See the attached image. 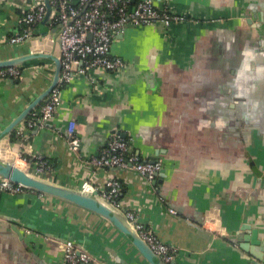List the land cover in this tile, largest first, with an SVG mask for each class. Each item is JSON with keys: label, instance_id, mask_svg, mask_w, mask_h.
Returning <instances> with one entry per match:
<instances>
[{"label": "crops", "instance_id": "obj_1", "mask_svg": "<svg viewBox=\"0 0 264 264\" xmlns=\"http://www.w3.org/2000/svg\"><path fill=\"white\" fill-rule=\"evenodd\" d=\"M35 1L0 0V59L59 55L55 28L39 35L37 25L35 37L8 41ZM170 3L195 20L127 26L110 45L125 67L74 74L50 119L31 128L21 119L0 138V158L73 189L90 181L101 191L119 180V206L173 244L177 264H264V0ZM54 68L50 57H32L19 77L0 79V130L48 86ZM71 119L77 151L64 133ZM115 128L143 159L162 160L155 184L88 164ZM37 158L50 168L36 172ZM253 228L260 242L244 249ZM66 239L98 264H148L102 215L51 194L0 189V264H63Z\"/></svg>", "mask_w": 264, "mask_h": 264}, {"label": "built area", "instance_id": "obj_2", "mask_svg": "<svg viewBox=\"0 0 264 264\" xmlns=\"http://www.w3.org/2000/svg\"><path fill=\"white\" fill-rule=\"evenodd\" d=\"M171 0H48L50 10L45 23L48 31L57 30L59 41L60 72L56 84L36 108L25 119L27 127H33L43 120L50 119L60 103V91L68 85L74 74L88 76L94 68H103L118 72L126 61L110 52L112 40L127 26H144L161 24L165 28L173 23L195 20L186 9H178ZM45 0H36L23 10L18 19V28L8 35L10 43L21 42L35 37V28L46 15ZM21 69L16 65L0 67V79L17 78ZM65 137L70 148L77 151L79 138L75 134V120H68ZM34 161V160H33ZM36 172L48 170L45 159H36ZM94 167L121 168L134 171L147 180L155 178L162 167V160L143 159L133 150L130 137L115 128L109 133L106 142L91 153L86 159ZM0 189L8 192H20L27 189L20 183L0 177ZM81 189L97 193L114 206L119 207L118 193L121 189L119 180L106 181L101 191L90 181H85ZM123 209V208H122ZM127 219L133 223L139 236L145 240L151 250L166 264L175 262L176 247L160 240L153 230L138 221L137 211L123 209ZM175 212L173 209H169ZM63 243V264H98L97 260L81 245L71 239Z\"/></svg>", "mask_w": 264, "mask_h": 264}, {"label": "water", "instance_id": "obj_3", "mask_svg": "<svg viewBox=\"0 0 264 264\" xmlns=\"http://www.w3.org/2000/svg\"><path fill=\"white\" fill-rule=\"evenodd\" d=\"M45 4L47 7L45 18L38 23L39 35H44L48 32V26L45 23L46 17L50 10L48 0H45ZM244 20L245 19H243V21ZM32 57H50L51 59H53L55 66L53 77L48 86L40 93H38L32 100H30L24 106V108L6 126H4V128L0 130V138L5 133L9 132L18 121H20L21 119L25 120L30 112L46 99V96L50 92L51 88L56 84L58 80L60 72V59L59 56H54L52 54L31 52L20 56L0 59V67L9 65H16L20 67L21 62ZM0 177L8 178L15 183H20L27 189L63 198L102 215L127 235V237L131 240L135 248L148 262V264H166L159 258L157 254H155L151 250L145 240H143L139 236L133 223L130 222L125 216L124 210L122 208L114 206L101 195L83 191L81 188L73 189L51 183L36 174L28 172L26 169L16 165L13 162L9 160H2L1 158ZM146 181L150 183L149 180L146 179ZM155 182L156 181L153 180L152 184H155ZM243 238L244 240L243 242H241L240 246L244 249H249L250 243L259 244L260 242L256 228H253L251 232L245 234Z\"/></svg>", "mask_w": 264, "mask_h": 264}, {"label": "bare ground", "instance_id": "obj_4", "mask_svg": "<svg viewBox=\"0 0 264 264\" xmlns=\"http://www.w3.org/2000/svg\"><path fill=\"white\" fill-rule=\"evenodd\" d=\"M1 149V148H0Z\"/></svg>", "mask_w": 264, "mask_h": 264}]
</instances>
